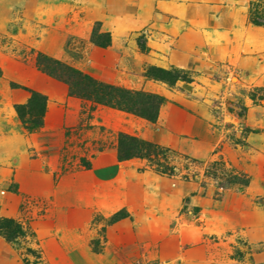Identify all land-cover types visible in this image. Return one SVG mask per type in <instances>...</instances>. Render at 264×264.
<instances>
[{"label":"rangeland","instance_id":"rangeland-1","mask_svg":"<svg viewBox=\"0 0 264 264\" xmlns=\"http://www.w3.org/2000/svg\"><path fill=\"white\" fill-rule=\"evenodd\" d=\"M250 1L0 0V218L24 231L0 232V264H264V29ZM43 56L163 97L157 121L69 95ZM122 133L156 151L121 159Z\"/></svg>","mask_w":264,"mask_h":264},{"label":"trees","instance_id":"trees-1","mask_svg":"<svg viewBox=\"0 0 264 264\" xmlns=\"http://www.w3.org/2000/svg\"><path fill=\"white\" fill-rule=\"evenodd\" d=\"M248 21L253 26L264 29V0L250 1L248 7ZM109 42L110 41L108 40L107 43L96 42V44L100 48H104L109 45ZM139 45L141 47L140 49L145 50V46L143 44L141 45L140 40ZM36 63L43 72L65 82L69 87V95H73L78 98L91 101L92 103L109 107L121 112L139 116L152 124L157 121L159 109L165 101L163 97H159L157 95H151L140 91H132L97 80L88 74L61 64L59 61L53 60L47 56L39 57ZM146 75L150 78L164 81L170 86H173L177 81L180 80L186 83L191 82V79L187 75H184L183 71L176 69L168 71L153 67L147 71ZM36 103L40 105L37 115L42 118L47 111V98L43 96V94L41 95L40 93L31 92V98L25 107L32 108V106L36 105ZM22 108H24V106L16 107L19 113H21L20 111ZM32 113L35 112L32 111ZM40 122L34 123L31 121L29 124L31 126H39L41 125ZM23 123L27 124L26 122ZM120 138L126 140V142L129 141V143L125 144L123 142V145L121 146V159H129L131 157L137 156L148 158L150 152L153 153V151H150V149L154 148L155 150L156 148L146 143H139L134 137L128 134L122 133L120 134ZM135 144H138L140 148H136ZM86 168L90 169V164H86ZM157 170L162 174L167 173V170L161 167H159ZM219 187L222 189H227V186L223 184ZM0 232H2L5 239L9 242L24 236V231L18 224L12 220L1 218Z\"/></svg>","mask_w":264,"mask_h":264},{"label":"bare ground","instance_id":"bare-ground-1","mask_svg":"<svg viewBox=\"0 0 264 264\" xmlns=\"http://www.w3.org/2000/svg\"><path fill=\"white\" fill-rule=\"evenodd\" d=\"M264 31V30H263Z\"/></svg>","mask_w":264,"mask_h":264}]
</instances>
